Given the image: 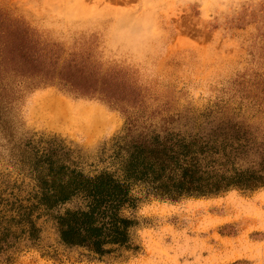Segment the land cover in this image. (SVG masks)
I'll list each match as a JSON object with an SVG mask.
<instances>
[{
    "label": "rangeland",
    "instance_id": "obj_1",
    "mask_svg": "<svg viewBox=\"0 0 264 264\" xmlns=\"http://www.w3.org/2000/svg\"><path fill=\"white\" fill-rule=\"evenodd\" d=\"M263 28L264 0H0V31L25 36L58 61L85 59L138 95L135 107L122 109L58 83L10 79L0 230L11 233L0 264H264V186L171 199L132 185L134 205L121 210L133 220L127 243L96 253L63 243L56 228L53 215L81 202L37 204L20 160L25 144L52 143L90 174L111 170L127 140L167 128L221 144L238 130L250 144L238 165L247 166L264 153V47L256 35Z\"/></svg>",
    "mask_w": 264,
    "mask_h": 264
},
{
    "label": "trees",
    "instance_id": "obj_2",
    "mask_svg": "<svg viewBox=\"0 0 264 264\" xmlns=\"http://www.w3.org/2000/svg\"><path fill=\"white\" fill-rule=\"evenodd\" d=\"M256 35L264 47V28ZM29 41L11 30L0 31V125L7 122V91L14 78L58 83L78 95L118 103L122 109L137 105L138 95L115 75L102 73L82 58L58 61ZM244 135L235 130L224 135L221 144L211 136H185L167 128L142 132L119 147L111 170L92 174L72 161L64 147L52 143L41 150L25 144L20 160L36 182L37 204L52 209L73 200L81 202L53 215L61 241L102 253L109 244L128 241L133 220L121 210L134 205L132 185L143 184L151 193L171 199L264 186V153L245 167L238 165L250 146ZM10 233L8 226L1 228L0 245H9Z\"/></svg>",
    "mask_w": 264,
    "mask_h": 264
},
{
    "label": "bare ground",
    "instance_id": "obj_3",
    "mask_svg": "<svg viewBox=\"0 0 264 264\" xmlns=\"http://www.w3.org/2000/svg\"><path fill=\"white\" fill-rule=\"evenodd\" d=\"M56 107V106H55ZM89 107H91V106H89ZM88 107V108H89ZM84 108V107H83ZM86 109V108H85ZM84 109V110H85ZM91 109V108H90ZM47 110V109H46ZM86 110H88V109H86ZM68 111H69V109H68ZM83 111V110H82ZM88 112V111H87ZM71 113V112H70ZM95 113V112H94ZM98 113V112H97ZM91 114V113H90ZM96 114V113H95ZM77 115H79L78 116V118H79V120H85V119H89L90 118V116H87V115H80V114H77ZM74 116H76V115H66V116H62V115H58V118L57 119H59V120H62V121H64V122H67L66 120H69V119H73V117ZM94 116H96V115H94ZM71 117V118H70ZM100 117V114H99V116H98V118Z\"/></svg>",
    "mask_w": 264,
    "mask_h": 264
}]
</instances>
